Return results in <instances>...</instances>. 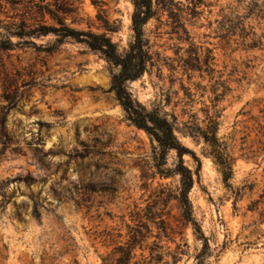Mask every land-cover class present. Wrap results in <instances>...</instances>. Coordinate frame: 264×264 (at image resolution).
Wrapping results in <instances>:
<instances>
[{"label":"rangeland","instance_id":"1","mask_svg":"<svg viewBox=\"0 0 264 264\" xmlns=\"http://www.w3.org/2000/svg\"><path fill=\"white\" fill-rule=\"evenodd\" d=\"M78 1L82 23L69 18L68 25L88 30L91 24L93 32L102 34L97 17L103 14L119 28L109 35L114 43L121 51L128 48L134 35L133 0ZM179 1L187 6L190 0ZM238 1L203 0L201 16L187 23L193 42L213 53L216 78L223 76L233 89L219 105V136L235 159L230 187L205 143L179 134L202 163L190 200L210 244L206 264H264V46L248 50L239 37L222 40L218 33L223 15L230 9L245 15L252 0ZM260 3L262 15L246 25L264 44V0ZM21 10L0 0V33L20 22ZM45 22L53 24L49 18ZM171 24L162 13L146 27L160 63L130 88L149 109L161 106L182 124L198 121L204 127L214 82L185 72L180 59L187 58L189 47L173 35ZM12 42L18 49L0 52V119H7L12 139L0 160V264H103L112 247L101 236L126 234L131 213L150 206L164 213L174 231L164 239L165 262L174 264L172 256H177L176 264H199L204 243L182 217L180 178L157 173L156 146L126 121L110 93L107 62L71 40L52 54L38 49L54 46V35L33 39L37 48L18 38ZM197 85L207 87L206 92ZM184 162L196 172L191 156ZM176 163L171 153L166 168Z\"/></svg>","mask_w":264,"mask_h":264},{"label":"trees","instance_id":"2","mask_svg":"<svg viewBox=\"0 0 264 264\" xmlns=\"http://www.w3.org/2000/svg\"><path fill=\"white\" fill-rule=\"evenodd\" d=\"M241 2L244 0L238 1V3ZM9 3L20 7L22 14L20 22H13L2 28L6 34L0 33V52H12L18 49V45L12 42V38H18L24 44L37 48L33 39L54 35L57 37V43L54 46L38 49L52 54L65 41L71 40L85 46L90 52L107 62L112 78L110 93L114 94L115 101L122 108L126 121L137 130L144 132L156 146L153 161L157 173L164 179L180 178L177 201L184 221L191 224L195 233L201 236L204 244L196 259L199 264H206L207 258L211 256V248L201 226L194 218L190 200V193L195 186V175L200 176L202 163L193 151L183 145L179 134L205 143L209 149L208 156L214 160L228 187L234 175L235 159L229 150L228 143L219 136L221 127L219 105L232 93L231 82L224 80L223 76L216 78L215 75L218 72L215 69L213 53L209 49L197 46L187 28L188 22L201 16L199 9L204 4L203 0L187 1V6L177 0H133V41L122 51L109 36L119 32L117 24L111 23L103 14L97 17L100 29L105 31L102 34L93 32L91 24L88 30H78L67 24L69 18L73 19L74 24L82 23V20L78 21L80 15L78 0H9ZM93 4L99 5L98 2ZM262 9L260 0H252L245 9V15L239 14L237 9H230L229 14L223 15V20L219 23L220 38L230 41L234 37H239L242 46L248 50L263 47L262 39H258L251 28L248 31L249 27L246 25L252 17H260ZM162 13L168 14L172 22L173 35L177 36L180 43H185L189 47L186 51L187 58L180 59L185 72L200 74L201 79H205L204 75H207L210 81L214 82L212 86L214 98L211 100L212 105L204 111V127L198 121L182 124L176 116L169 115L161 106H153L149 109L140 103L131 91V84L140 81L146 74H151L160 63V56L153 51L154 47L147 36L146 27ZM47 18L53 24H46ZM29 21L34 23L31 24ZM171 70L176 71L173 67ZM189 80H192L191 76ZM206 89L207 87L197 85L199 91L206 92ZM186 97L193 102L194 95L191 90L186 89ZM6 124V118L0 119V142L4 148L0 152V160L12 142L6 132ZM261 128L264 130V127ZM262 151L264 152V143ZM171 153L177 155V163L173 169H167L168 157ZM187 155L191 156L198 165L195 173L184 162V157ZM28 180L33 181L31 178ZM34 215L37 219L41 217L38 210H35ZM130 218L131 224L125 226L126 234L115 231L101 236L105 239L104 242H110L112 247L110 253L102 259L103 264H168L165 262L163 243L164 239H169L174 234V231L165 219L164 213L156 211V208L152 206L146 210L136 208ZM172 259L174 264L178 262L177 256H172Z\"/></svg>","mask_w":264,"mask_h":264}]
</instances>
